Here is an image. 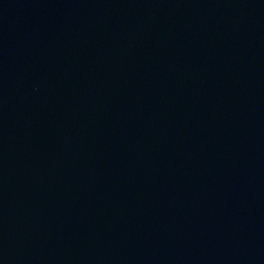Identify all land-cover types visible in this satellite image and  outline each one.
<instances>
[{
  "label": "water",
  "instance_id": "95a60500",
  "mask_svg": "<svg viewBox=\"0 0 264 264\" xmlns=\"http://www.w3.org/2000/svg\"><path fill=\"white\" fill-rule=\"evenodd\" d=\"M0 264H264V0H0Z\"/></svg>",
  "mask_w": 264,
  "mask_h": 264
}]
</instances>
